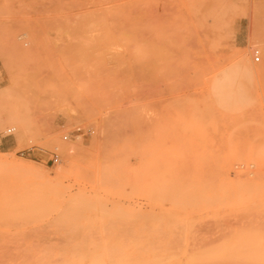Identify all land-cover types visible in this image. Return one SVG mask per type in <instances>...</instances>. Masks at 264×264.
I'll return each mask as SVG.
<instances>
[{
    "label": "rangeland",
    "instance_id": "1",
    "mask_svg": "<svg viewBox=\"0 0 264 264\" xmlns=\"http://www.w3.org/2000/svg\"><path fill=\"white\" fill-rule=\"evenodd\" d=\"M263 71L264 0H0V264H264Z\"/></svg>",
    "mask_w": 264,
    "mask_h": 264
},
{
    "label": "bare ground",
    "instance_id": "2",
    "mask_svg": "<svg viewBox=\"0 0 264 264\" xmlns=\"http://www.w3.org/2000/svg\"><path fill=\"white\" fill-rule=\"evenodd\" d=\"M262 46V45H261ZM242 60V59H241ZM247 60V59H246ZM248 61V60H247ZM246 61V62H247ZM241 62V61H240ZM245 62V61H244ZM243 65H247V63L245 64H243ZM249 65V64H248ZM248 65L246 66V67H248ZM249 67H251V66H249ZM249 69V68H248ZM250 69H252V67L250 68ZM254 71V70H253ZM260 71V70H259ZM257 72H258V69H257ZM264 72V71H263ZM259 73V72H258ZM257 76H259V75H257ZM260 76H261V72H260ZM25 130H26V128H25V126L24 125H22V124H18V129H17V132H16V137H17V140H20L23 136H24V134H25ZM79 144H81V142L80 141H78V143H77V145L75 146V147H68V146H62L61 147V149L60 148H58V149H60L61 150V152H60V150H59V152L61 153V155L63 156V157H69L73 152H74V150L76 149V148H78L79 147ZM59 147V146H58ZM9 162H7L5 159H0V167H4V166H7V164H8ZM22 165L23 164H16V167H22ZM225 166V165H224ZM227 168H228V166H227ZM227 170V169H226ZM226 175H227V173H226ZM230 176V175H229ZM253 184V183H252ZM239 186V185H238ZM231 240V239H230ZM229 243H233L232 241H229ZM225 244V243H224ZM228 245V244H227ZM239 245H240V243H239ZM238 245V246H239ZM232 246H234V248H236L235 246H237L236 244L235 245H232ZM237 246V247H238ZM233 248V247H232ZM240 248V247H239ZM231 249V248H230ZM242 251V250H241ZM257 251V250H256ZM33 252V251H32ZM42 252V251H41ZM108 252V251H107ZM246 252V251H245ZM35 253V252H34ZM110 253V252H109ZM123 252H121L120 254H122ZM235 253H236V251H235ZM244 253V252H243ZM254 253V252H253ZM43 254H44V252H43ZM84 254V253H83ZM246 254V253H245ZM41 255H42V253H41ZM81 255V254H80ZM87 255V254H86ZM85 255V256H86ZM124 255V254H123ZM248 255V254H247ZM43 256V255H42ZM45 256V255H44ZM59 256V255H58ZM229 256V255H228ZM240 256V255H239ZM254 256V255H253ZM252 256V258H254ZM73 257V256H72ZM80 257V256H79ZM84 257V256H83ZM110 257V256H109ZM108 257V259H110ZM113 257H115L114 255H113ZM119 257V256H118ZM124 257V256H123ZM230 257V256H229ZM235 257V256H234ZM233 257V258H234ZM242 257V256H241ZM243 257H244V255H243ZM47 258V257H46ZM85 258V257H84ZM83 258V259H84ZM121 258H122V255L120 256V259H118V260H121ZM223 258V257H222ZM236 258V257H235ZM57 259V258H56ZM129 259V258H128ZM255 259V258H254ZM43 260H45V258L43 259ZM42 260V262H44ZM47 260V259H46ZM48 260L51 262V259H49L48 258ZM62 260V259H61ZM80 260H81V258H80ZM96 260V259H95ZM122 260H123V258H122ZM231 260H233V259H231ZM37 261H38V259H37ZM222 261V260H221ZM227 261V260H226ZM254 261V260H253ZM41 262V261H40ZM41 262V263H42ZM47 262V261H46ZM60 262H65V261H60ZM94 262V261H93ZM100 262V261H99ZM125 262H127V261H125ZM238 261H236V263H237ZM32 263V262H31ZM57 264H60V263H58V262H56ZM103 263V262H102ZM124 263V262H123ZM138 263V262H137ZM141 263V262H140ZM223 263V262H222ZM236 263H234V264H236ZM264 263V262H263ZM47 264H50V263H47ZM53 264V263H52ZM91 264V263H90ZM111 264H112V262H111ZM115 264V263H114ZM127 264V263H126ZM129 264V263H128ZM239 264V263H238Z\"/></svg>",
    "mask_w": 264,
    "mask_h": 264
},
{
    "label": "built area",
    "instance_id": "3",
    "mask_svg": "<svg viewBox=\"0 0 264 264\" xmlns=\"http://www.w3.org/2000/svg\"><path fill=\"white\" fill-rule=\"evenodd\" d=\"M253 58H254L255 61H258V60H259L258 51H254V52H253ZM79 131H80V129L78 128V129L76 130V132H79ZM13 132H14V129H13V128H11V127L7 128V129L2 133V135H0V141H1V139L4 138L5 136L12 135ZM63 139H64V140L67 139V136H64ZM52 161H53V162H57V161H58V156H57L56 154L53 155Z\"/></svg>",
    "mask_w": 264,
    "mask_h": 264
}]
</instances>
